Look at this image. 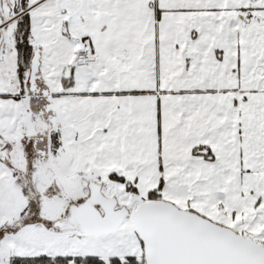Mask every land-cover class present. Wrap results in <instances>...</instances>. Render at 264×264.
Returning <instances> with one entry per match:
<instances>
[{"label": "snow or ice", "instance_id": "obj_1", "mask_svg": "<svg viewBox=\"0 0 264 264\" xmlns=\"http://www.w3.org/2000/svg\"><path fill=\"white\" fill-rule=\"evenodd\" d=\"M0 264H264V0H0Z\"/></svg>", "mask_w": 264, "mask_h": 264}]
</instances>
